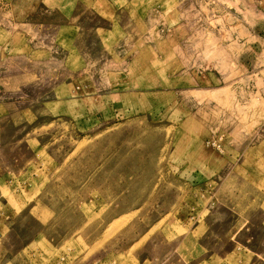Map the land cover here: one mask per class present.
<instances>
[{
  "label": "rangeland",
  "instance_id": "rangeland-1",
  "mask_svg": "<svg viewBox=\"0 0 264 264\" xmlns=\"http://www.w3.org/2000/svg\"><path fill=\"white\" fill-rule=\"evenodd\" d=\"M53 2L0 0V264H264V0Z\"/></svg>",
  "mask_w": 264,
  "mask_h": 264
},
{
  "label": "crops",
  "instance_id": "crops-1",
  "mask_svg": "<svg viewBox=\"0 0 264 264\" xmlns=\"http://www.w3.org/2000/svg\"><path fill=\"white\" fill-rule=\"evenodd\" d=\"M53 1H54L53 2L54 5H52V6H55V7H57V5L64 7V5L62 4V2H64L65 6H66L65 9H67V10L69 7L72 8V6L74 4V0H53ZM67 10L65 11L66 15L69 13V11H67ZM29 28H30V24L21 25V29H23V32H24V33L21 32V49L25 48V47H22V38L26 37L25 33L29 30ZM236 28H237L238 32H241L239 34H242L243 38L233 40L232 42H230V44L226 45V47H228V46L233 47V48L237 47L238 49L249 48V49H247V50H249L247 53H251V54L255 53L250 48L252 47L254 49H257L259 47V45L249 43V42H253L254 40H257L255 38V36L252 35L251 31L248 28H245V27H244L245 29H241V27H236ZM250 36H253L254 38L250 39ZM10 37L14 40V37H16V36L14 33H11V31L8 33V30L2 28V26L0 25V42H2V43H4L5 41L10 42ZM18 38H19V36H18ZM260 45H262V43ZM16 46H17V44H16ZM14 47L15 46H11V48H14ZM0 49H2V47ZM4 62H8V61H2L1 64L3 66L5 64ZM257 91L258 92L260 91V94H261V92H264V87H262L261 89L257 88ZM248 94L251 95L250 93H248ZM40 232L41 231L38 230V232L36 234H34L32 236V238L26 244H24L23 249H25L26 247H30V246H34L36 244H39V242H36V241L40 240V238H41L40 236L38 237V235H40ZM123 235L124 234H121L120 236H123ZM23 252H24V256H25L26 260H29L28 262L25 260V264H29V262L32 261V258L35 257V252L40 253V251H23ZM121 253H123L124 256L129 257V263L128 264H186V262H185V256H186L185 251H181V253H180V251H162V253H155L153 251H121ZM99 254H101V252ZM197 255H201V254L198 253ZM169 256H171V257L175 256V258H173L172 262L170 261L171 259H169ZM38 261L40 262L39 259H38ZM89 262L91 264V261H89ZM201 263H202L201 258H199L197 261L194 262V264H201Z\"/></svg>",
  "mask_w": 264,
  "mask_h": 264
},
{
  "label": "built area",
  "instance_id": "built-area-1",
  "mask_svg": "<svg viewBox=\"0 0 264 264\" xmlns=\"http://www.w3.org/2000/svg\"><path fill=\"white\" fill-rule=\"evenodd\" d=\"M208 143L211 144L215 148L219 147V143L215 139H212L211 141H208ZM55 264H58V263H55Z\"/></svg>",
  "mask_w": 264,
  "mask_h": 264
}]
</instances>
